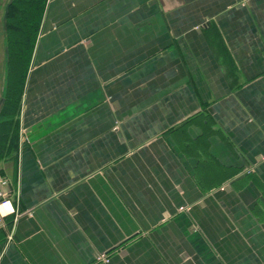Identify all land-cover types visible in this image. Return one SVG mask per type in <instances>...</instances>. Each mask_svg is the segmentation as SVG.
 <instances>
[{
    "label": "crops",
    "instance_id": "0c3cea01",
    "mask_svg": "<svg viewBox=\"0 0 264 264\" xmlns=\"http://www.w3.org/2000/svg\"><path fill=\"white\" fill-rule=\"evenodd\" d=\"M18 124L0 264H264V0H46Z\"/></svg>",
    "mask_w": 264,
    "mask_h": 264
},
{
    "label": "trees",
    "instance_id": "16d2710c",
    "mask_svg": "<svg viewBox=\"0 0 264 264\" xmlns=\"http://www.w3.org/2000/svg\"><path fill=\"white\" fill-rule=\"evenodd\" d=\"M46 0H11L2 23L5 41V86L0 104V161L16 154L18 114L25 77Z\"/></svg>",
    "mask_w": 264,
    "mask_h": 264
},
{
    "label": "built area",
    "instance_id": "2783aa9c",
    "mask_svg": "<svg viewBox=\"0 0 264 264\" xmlns=\"http://www.w3.org/2000/svg\"><path fill=\"white\" fill-rule=\"evenodd\" d=\"M204 26L205 24H202L200 28ZM260 160L264 161V158H260ZM13 212L9 182L6 178L0 177V226L3 225L4 218L13 214Z\"/></svg>",
    "mask_w": 264,
    "mask_h": 264
},
{
    "label": "rangeland",
    "instance_id": "374dc122",
    "mask_svg": "<svg viewBox=\"0 0 264 264\" xmlns=\"http://www.w3.org/2000/svg\"><path fill=\"white\" fill-rule=\"evenodd\" d=\"M4 77H5V41L3 37L2 18L0 16V93L1 94L5 81Z\"/></svg>",
    "mask_w": 264,
    "mask_h": 264
}]
</instances>
